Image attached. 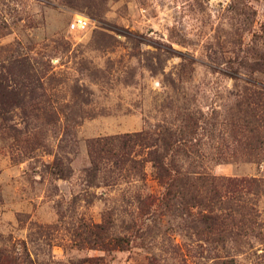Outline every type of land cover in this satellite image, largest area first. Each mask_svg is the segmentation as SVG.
Returning <instances> with one entry per match:
<instances>
[{"label": "rangeland", "instance_id": "rangeland-1", "mask_svg": "<svg viewBox=\"0 0 264 264\" xmlns=\"http://www.w3.org/2000/svg\"><path fill=\"white\" fill-rule=\"evenodd\" d=\"M0 264H264V0H0Z\"/></svg>", "mask_w": 264, "mask_h": 264}, {"label": "built area", "instance_id": "built-area-1", "mask_svg": "<svg viewBox=\"0 0 264 264\" xmlns=\"http://www.w3.org/2000/svg\"><path fill=\"white\" fill-rule=\"evenodd\" d=\"M91 20L88 19L86 16L77 15L72 23V29H83L89 26Z\"/></svg>", "mask_w": 264, "mask_h": 264}]
</instances>
